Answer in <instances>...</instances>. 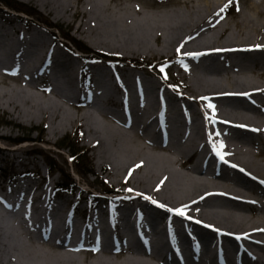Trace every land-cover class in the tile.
Returning a JSON list of instances; mask_svg holds the SVG:
<instances>
[{"label": "bare ground", "instance_id": "bare-ground-1", "mask_svg": "<svg viewBox=\"0 0 264 264\" xmlns=\"http://www.w3.org/2000/svg\"><path fill=\"white\" fill-rule=\"evenodd\" d=\"M31 1L69 21L81 12L77 29L98 47L166 53L180 79L102 54L70 71L40 23L0 25V109L48 120L55 135L76 126L84 156L112 182L78 183L75 202L58 201L49 168L43 185L4 188L0 264H264V0ZM226 5L237 31L220 19ZM26 79H43L31 85L46 94ZM73 98L94 107L73 111ZM83 197L91 207L78 211Z\"/></svg>", "mask_w": 264, "mask_h": 264}, {"label": "rangeland", "instance_id": "rangeland-1", "mask_svg": "<svg viewBox=\"0 0 264 264\" xmlns=\"http://www.w3.org/2000/svg\"><path fill=\"white\" fill-rule=\"evenodd\" d=\"M6 1L11 2L12 4L17 6H20L22 4L20 7L24 9L18 11L17 9L13 8V5L12 7H10L11 5L9 6L3 0H0V25H5L9 31H13L14 27H19L24 32H27L30 29L35 28L37 23H40L42 28L47 29L45 31V35L47 37V46L51 42H54V44H56V48L60 49L68 56L66 57V59H69L68 61L70 71L74 67H77L80 70L81 66L85 62L87 63L85 64V66L92 65V63L97 64V62L104 63L100 62L99 60L95 61V59H98L96 58L98 54L100 56L102 54L103 57H105L106 55L117 56L121 60H123L122 62L126 61L129 62V64L142 65L146 71L150 72V74L155 75V79L158 80L161 79L160 76H163L166 79H171L172 81L175 79H180L179 77H173L170 74V70L168 69L169 61L167 60L166 53L161 54L158 53V51L154 55L147 53L128 54L121 50H112L109 48L98 47L94 42L89 40V38H87L83 33H81V30L77 29V25L82 18L81 12L73 16L71 18L72 20L69 21L67 20V17L57 18L55 13L50 12L39 2L31 0ZM175 1L176 0H154L153 6H171L174 5ZM222 1L223 0H221L220 3ZM238 3L236 4V6L238 5ZM240 4L242 5L243 3ZM242 6H244V8L246 9H249L246 4H243ZM230 8V6L226 7L227 12H229L227 13L228 15L220 12L219 16L220 19L230 20V26L232 27V29L237 31V29L234 27V23L239 21V17L235 13L236 7L232 6L231 10H229ZM28 10L36 11L37 15H35L34 17L28 16ZM22 15L26 16L27 18L23 17ZM259 18L260 20L264 21L263 16H259ZM44 19L46 20L48 25L50 23L52 24V26H47L44 23ZM41 27L39 28L41 29ZM65 35H69L70 37L74 38V40H78L82 44L88 46L92 52L86 53L87 51L85 50H81L79 48L77 49V47H75V45L71 41L66 39ZM13 36L17 37V34H14ZM153 45L155 47H159L155 42H153ZM73 49L78 50L80 52L75 51ZM81 56H84V58L86 56L89 60H82L80 58ZM66 73L67 72H65L64 74ZM143 76L145 77L146 74H144ZM61 79L63 80V77H61ZM7 80L11 86H17L18 82H16L14 79H11V77ZM88 80L89 79L87 78H83V80L80 79L79 85L86 89ZM43 82V79H37L32 81H27L26 79L25 86L27 89H31L35 93L45 95V91L35 88V85H31L33 83L41 84ZM47 82L49 84V81ZM176 83H178V81ZM65 103L66 107L71 108L73 111H81V109H83V112L85 111V109H92L94 107L91 103L78 101L74 98L72 99V101ZM107 109L117 111L118 107L111 105ZM50 128L51 123L48 120L42 121L40 118L31 120L25 116L18 118L12 113H4L0 109V194L5 193L6 190L4 188L7 189V187L10 186L11 188H15V186L19 183L20 185H23L25 191H29L34 186L32 180H36L38 177L44 178L42 182L39 180L37 181L41 182V185L45 184L47 180L45 175L49 168L48 163H53L55 167H60V170L55 169V181H58L59 184L65 183V178L63 177V171H65L67 174H70V176H72L74 183L77 185L74 190L72 189L73 187L67 189V186H65V189L56 188L55 197H58V201H60L61 197H63L64 200H70V202H75L76 197L78 196V192L81 191L78 186V183L82 187L87 188V186H90L94 188V191H101L104 186L106 187L105 184L107 183L104 182V184L103 181H107L108 184L110 183L112 185L111 180L105 178V172L99 170V167L94 162V159L92 160V162L91 159H89L88 157L81 156L79 154V160L81 161V163L78 166V163L76 161H73L70 157L72 155V150L70 149L71 146L69 144L77 145V147L81 149L82 155L84 153L82 148L86 145L84 137L81 133L78 132L79 130H76V126L69 128L66 133H59L56 135L50 132ZM23 138H31L32 140L25 141L22 143H16V139ZM88 155L90 156V154ZM85 163L86 166L83 167L82 165H84ZM74 166L79 167L81 172L84 173V176L77 174L75 171L76 167L74 168ZM86 169H91L92 171L94 170V172L98 173L99 179L94 174L89 173ZM21 175L23 176L21 177ZM15 180L20 181L16 183ZM49 187H51V185H49ZM83 194L89 196L85 192ZM83 200L84 201H80L78 204V211H81L85 208L90 209L91 207L89 198L83 197ZM62 205L63 203L61 202L60 206ZM0 209H2L1 205ZM7 217H10V215L7 214Z\"/></svg>", "mask_w": 264, "mask_h": 264}, {"label": "trees", "instance_id": "trees-1", "mask_svg": "<svg viewBox=\"0 0 264 264\" xmlns=\"http://www.w3.org/2000/svg\"><path fill=\"white\" fill-rule=\"evenodd\" d=\"M6 4H8L10 7H12V5L14 6L13 8H15V9H17V10H23L24 8H21L20 6L22 5H20V6H17V5H14V4H12L11 2H7L6 0H3ZM31 11V12H30ZM28 10V14H30V15H33V16H35V15H37V12L36 11H34V10ZM36 12V13H35ZM34 13V14H33ZM49 23V22H48ZM49 25H51L52 26V24H50L49 23ZM65 37H66V39H68L69 41H71L74 45H76L77 47H79V48H81L82 50H85V51H87L88 53L89 52H92L91 51V49L88 47V46H86V45H84V44H82L81 42H79L78 40H74V38H72V37H70L69 35H65ZM106 56H109V55H106ZM80 133V132H79ZM30 140H32L31 138H23V139H16L15 141H16V143H21V142H24V141H30ZM71 147H70V149L72 150V155H71V158H72V160L73 161H76L77 163H78V166L80 165V163H81V161L79 160V157H80V155L81 156H84V154L82 155V151H81V149H79L78 147H77V145H75V144H69ZM83 150V149H82ZM80 154V155H79ZM84 163V162H83ZM82 163V164H83ZM49 164V169H50V171H54L55 172V169H57V170H60V167H55V165L53 164V163H48ZM83 167H85L86 166V163L84 164V165H82ZM81 166V167H82ZM77 167V166H76ZM78 168V170L81 172V170H80V168L79 167H77ZM62 169V168H61ZM77 170V171H78ZM86 170H88V172L89 171H92L91 169H86ZM78 171V173H80ZM63 177L65 178L64 179V181H65V183L63 184L62 183V185H60V186H67V187H72V181H73V179H72V176H70V174H67L65 171H63ZM82 173V172H81Z\"/></svg>", "mask_w": 264, "mask_h": 264}, {"label": "snow or ice", "instance_id": "snow-or-ice-1", "mask_svg": "<svg viewBox=\"0 0 264 264\" xmlns=\"http://www.w3.org/2000/svg\"><path fill=\"white\" fill-rule=\"evenodd\" d=\"M229 2L231 3V0H229ZM227 7V5L225 6V8ZM225 9H221V11H224ZM209 107H213L212 105H209ZM221 158H223L222 156H221ZM180 215H183L184 213L183 212H180L179 213Z\"/></svg>", "mask_w": 264, "mask_h": 264}]
</instances>
